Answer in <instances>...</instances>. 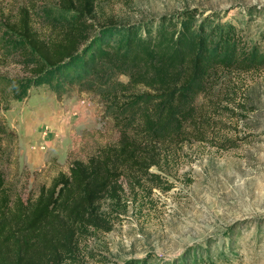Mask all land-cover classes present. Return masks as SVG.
<instances>
[{
	"label": "trees",
	"instance_id": "obj_1",
	"mask_svg": "<svg viewBox=\"0 0 264 264\" xmlns=\"http://www.w3.org/2000/svg\"><path fill=\"white\" fill-rule=\"evenodd\" d=\"M99 0H58V24L46 32L34 20L33 0L6 11L0 2L1 66L14 63L22 76L0 77L15 100L48 86L63 96L75 87L95 94L113 118L118 139L87 161L75 160L35 196L12 194L0 169V264L57 263L73 254L79 237L111 231L101 204H120L123 181L159 187L169 153L212 140L217 81L224 72L264 69L262 47L250 45L220 11L197 8L138 23L93 24ZM99 65L124 75L104 87ZM2 79V80H1ZM6 131L0 126V135ZM126 264H148L133 260ZM181 264H226L195 258Z\"/></svg>",
	"mask_w": 264,
	"mask_h": 264
},
{
	"label": "rangeland",
	"instance_id": "obj_2",
	"mask_svg": "<svg viewBox=\"0 0 264 264\" xmlns=\"http://www.w3.org/2000/svg\"><path fill=\"white\" fill-rule=\"evenodd\" d=\"M28 1L0 0L6 11ZM33 2L37 28L50 31L58 24V0ZM193 8L222 12L245 31L250 45L262 47L264 58V0H99L92 20L138 23ZM99 71L105 88L113 80L128 82L102 65ZM4 75L23 74L14 63L4 67L0 61ZM216 98L207 110L215 122L212 140L171 150L162 168L152 169L161 177L159 187L147 181L134 188L124 180L121 203L101 204L111 231L90 230L79 237L73 259L50 264H181L209 257L264 264V69L223 72ZM1 125L6 131L0 135V169L12 194L23 199L69 172L75 160L87 161L118 139L100 99L76 87L59 97L40 86L15 100L0 83Z\"/></svg>",
	"mask_w": 264,
	"mask_h": 264
}]
</instances>
